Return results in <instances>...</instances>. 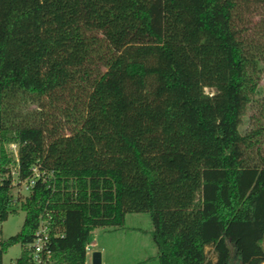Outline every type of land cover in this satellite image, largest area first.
Segmentation results:
<instances>
[{
	"label": "trees",
	"instance_id": "obj_1",
	"mask_svg": "<svg viewBox=\"0 0 264 264\" xmlns=\"http://www.w3.org/2000/svg\"><path fill=\"white\" fill-rule=\"evenodd\" d=\"M258 5L39 0L0 23V221L20 199L6 146L19 145L21 179L35 164L55 175L21 199L0 264L46 209L64 231L51 264H87L93 231L123 229L130 213L151 215L159 264H264ZM218 76L216 112L203 88Z\"/></svg>",
	"mask_w": 264,
	"mask_h": 264
},
{
	"label": "rangeland",
	"instance_id": "obj_2",
	"mask_svg": "<svg viewBox=\"0 0 264 264\" xmlns=\"http://www.w3.org/2000/svg\"><path fill=\"white\" fill-rule=\"evenodd\" d=\"M5 7L3 17L0 23L8 18L9 15L17 12L19 9L29 6L39 0H4ZM252 34H259V41L264 42V5H258L254 14L250 17ZM257 32V33H256ZM251 33V32H250ZM254 34V35H255ZM256 36V35H255ZM258 36V35H257ZM73 47V45H71ZM214 59V58H213ZM214 61V60H213ZM213 79L208 86L203 88L204 93L213 102V109L218 111V100L222 98V93L218 91L219 79ZM260 85L264 89V73L259 79ZM260 110L253 106L248 110L246 121L242 131L250 128L249 119L258 116ZM9 157V147L6 146ZM12 158V157H11ZM15 198H20L16 205L10 211L7 220L0 221V236L3 240L17 235L22 231L27 212L21 206V199L30 195V190L19 186L13 189ZM154 224L149 213H130L126 217L125 228L120 230H111L107 228H97L92 233L91 242L96 241L95 251L102 253V264H159L158 250L153 240L152 231ZM25 251V245L17 243L10 246L4 254L3 264H17V260ZM90 257H88V264Z\"/></svg>",
	"mask_w": 264,
	"mask_h": 264
},
{
	"label": "built area",
	"instance_id": "obj_3",
	"mask_svg": "<svg viewBox=\"0 0 264 264\" xmlns=\"http://www.w3.org/2000/svg\"><path fill=\"white\" fill-rule=\"evenodd\" d=\"M8 147L9 153L12 155L11 157L13 160V165L11 166V171L7 174V176L11 177L13 188L23 186L24 188L31 190L37 185L38 182L50 186L49 179L53 178L55 175L53 172L43 169L40 164L33 165L31 168V175L21 179L19 171V145L16 143H11L8 145ZM4 178L5 175L0 172V183H3ZM14 203L16 205L17 201ZM63 237V222H60L57 219L53 210H44V212L39 217L38 225L34 231L32 241L25 245L24 252L29 257V262L27 264H51L53 258V241L54 239ZM94 247H96V243L94 242H91L86 246L87 263L88 257H90V260H92Z\"/></svg>",
	"mask_w": 264,
	"mask_h": 264
},
{
	"label": "water",
	"instance_id": "obj_4",
	"mask_svg": "<svg viewBox=\"0 0 264 264\" xmlns=\"http://www.w3.org/2000/svg\"><path fill=\"white\" fill-rule=\"evenodd\" d=\"M92 264H102V253L95 251L92 255Z\"/></svg>",
	"mask_w": 264,
	"mask_h": 264
},
{
	"label": "crops",
	"instance_id": "obj_5",
	"mask_svg": "<svg viewBox=\"0 0 264 264\" xmlns=\"http://www.w3.org/2000/svg\"><path fill=\"white\" fill-rule=\"evenodd\" d=\"M93 242L96 243V246L98 245L96 241H93ZM95 251H96V250H95ZM95 251H94V252H95ZM89 263L92 264V260H90ZM87 264H88V263H87Z\"/></svg>",
	"mask_w": 264,
	"mask_h": 264
}]
</instances>
